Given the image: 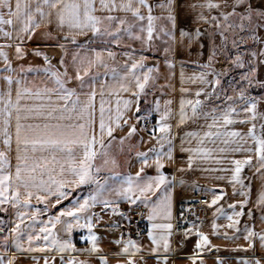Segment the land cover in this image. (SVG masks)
Segmentation results:
<instances>
[{"label": "snow or ice", "instance_id": "1", "mask_svg": "<svg viewBox=\"0 0 264 264\" xmlns=\"http://www.w3.org/2000/svg\"><path fill=\"white\" fill-rule=\"evenodd\" d=\"M213 238L264 264V0H0V264Z\"/></svg>", "mask_w": 264, "mask_h": 264}, {"label": "crops", "instance_id": "2", "mask_svg": "<svg viewBox=\"0 0 264 264\" xmlns=\"http://www.w3.org/2000/svg\"><path fill=\"white\" fill-rule=\"evenodd\" d=\"M192 70H193L192 68L187 69V71L189 72H191ZM169 171H171V169H169ZM177 175H179V173ZM185 178L195 179V180H198L200 183H210V181H207L205 178L199 177V176H192V177L186 176ZM220 222L223 223L224 221H220ZM213 242L222 246L220 249L219 255L225 258L227 264H237L236 257L244 255L242 251L233 250L234 245H233V242L231 241L213 238ZM240 242L242 241H237L236 243H240Z\"/></svg>", "mask_w": 264, "mask_h": 264}, {"label": "built area", "instance_id": "3", "mask_svg": "<svg viewBox=\"0 0 264 264\" xmlns=\"http://www.w3.org/2000/svg\"><path fill=\"white\" fill-rule=\"evenodd\" d=\"M141 227H143V222H141Z\"/></svg>", "mask_w": 264, "mask_h": 264}]
</instances>
